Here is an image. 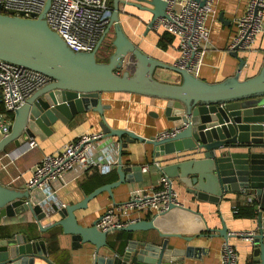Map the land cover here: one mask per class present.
Masks as SVG:
<instances>
[{"label":"water","instance_id":"water-1","mask_svg":"<svg viewBox=\"0 0 264 264\" xmlns=\"http://www.w3.org/2000/svg\"><path fill=\"white\" fill-rule=\"evenodd\" d=\"M50 1L33 18H24L23 13L16 16L0 5V59L25 65L52 79L13 111L10 131L0 138V152L13 142L14 154L23 143L49 136L56 120L67 123L82 112L94 110L101 116L102 139L114 136L118 143L115 169L118 178L97 186L77 202L55 207L34 201L31 192L35 187L17 189L0 182V232L11 226L2 224V218L29 211L41 231L60 226L64 234L71 236L76 249L90 244L92 251L80 253L86 264L181 263L185 256L191 255L192 248L176 247L170 237L182 235L160 230L153 219H140L119 228L157 232V237L130 240L122 251L107 240L109 230L97 227L100 217L89 225L77 220L75 211L87 208L88 202L99 193L107 191L113 196L112 190L119 184L141 180V165H124L122 161V150L128 143L140 141L152 146L154 157L185 150L198 155L162 164L160 169L200 200L219 203L227 193L253 196L259 203L253 229L232 234L222 220L221 227L209 230H215L211 236L223 239L231 236L246 239L251 263L264 264V151H259L264 149V60L259 71L248 78L241 79L237 71L223 80L208 82L147 54L125 33L120 21L121 6H135L149 13L147 32L156 19L165 17L164 0H112V13L96 47L89 52L74 51L44 19ZM219 20L223 21L221 16ZM110 29L114 32L112 49L106 58L98 59L96 52ZM231 55L238 59L240 70L245 60L238 56L237 49ZM157 68L174 71L180 80L160 79ZM112 91L160 100L162 115L172 126L166 130L173 127L179 130L173 136L160 137L113 127L105 118L106 105L101 98L103 92ZM150 114L159 117L158 112ZM174 207L170 205V209ZM55 214L57 219L42 224V219ZM104 247L109 253L102 252ZM35 257L48 260L44 240L28 239L22 233L0 236V264H33Z\"/></svg>","mask_w":264,"mask_h":264},{"label":"crops","instance_id":"crops-1","mask_svg":"<svg viewBox=\"0 0 264 264\" xmlns=\"http://www.w3.org/2000/svg\"><path fill=\"white\" fill-rule=\"evenodd\" d=\"M132 1L136 2L135 0ZM246 2L247 0L214 1L215 13L207 21L210 34L203 63L197 73L198 77L208 82H214L223 80L239 71L240 78L245 79L257 73L261 68L264 60V30L257 36L250 49L238 51V56L245 60L240 70L238 69V59L232 56L231 51L227 49L235 31L234 20L243 14ZM121 11L120 21L124 31L140 49L166 63L174 62L177 56L176 40L172 37V42L165 49L161 48L158 45V39L163 32L154 29L146 32V23L150 18L149 13L135 6H121ZM220 16L223 21L219 20ZM167 76L169 75H164L161 79L175 81L174 78L170 80ZM101 98L102 103L106 105L104 109L105 118L113 127L132 129L144 136L158 135L166 128L172 127L171 123L162 115V102L160 100L141 94L115 91L103 92ZM152 111L158 112L159 117L152 116L150 114ZM100 121L101 116L97 111L87 110L67 123H63L59 119L56 120L51 126L53 131L49 136L44 139L34 138L37 142L34 147H29L28 142L23 143L20 150L12 155L11 152L14 151L15 146L13 142L9 143L6 149L0 152V182L17 189L27 188L26 179L30 176L32 167L44 154L60 150L66 142L75 139L80 134L101 131ZM117 145L114 136L107 137L98 141L97 150L99 151V148L103 147L113 148V154L118 157ZM124 150L126 151L122 155L124 165L137 164L142 166L154 160H158L162 165L190 157H198V155H192V152L188 150L154 157L152 146L140 141L128 143ZM259 151H264V149H259ZM115 169L116 164L105 173L96 167H90L81 173L70 172L67 183L57 189L56 201L51 202V205L55 207L81 200L84 195L101 185L104 180L117 179ZM141 172V180L121 183L113 188V196H110L107 191L96 195L88 202L87 208L75 211L77 220L83 225H89L93 220L100 217L111 204L126 200L134 191L157 185L161 172L155 166L151 165L148 171L141 170ZM173 186L181 206L162 213L155 218L154 222L162 231L182 235V237H170V242L176 247L188 246L192 248L191 255L185 256L184 260L178 264H218L223 237L211 236L210 234L215 230L209 229L221 227L222 220L231 232H244L253 229L255 217L237 218L233 212V207L236 204L252 203L255 200L254 207L257 213L259 203L253 196L227 193L219 203H213L196 198L176 178H173ZM31 194L34 201H41L44 196L37 187ZM141 214V219L152 218L150 213ZM262 215L264 216V210ZM57 218V214L49 216L42 219V224H48ZM1 223H9L11 226L8 227L9 229L6 228L7 231L0 232V236L22 233L26 234L28 239L44 240L49 261L35 257L33 264H86L80 258V253L83 250L92 251L93 248L90 244H85L83 248L76 249L72 244L71 236L64 234L60 226L41 231L29 211L12 218H2ZM0 230H2L1 226ZM148 236L157 237V232L153 229L135 231L115 229L108 233L107 240L117 250L122 251L130 240L148 238ZM183 236L191 237V239L185 240ZM230 241L237 249V264H252L248 241L238 236H231ZM102 250L103 253H109L106 247Z\"/></svg>","mask_w":264,"mask_h":264},{"label":"built area","instance_id":"built-area-1","mask_svg":"<svg viewBox=\"0 0 264 264\" xmlns=\"http://www.w3.org/2000/svg\"><path fill=\"white\" fill-rule=\"evenodd\" d=\"M47 0H0L5 11L24 18L37 17ZM167 3L165 17L156 19L152 29L167 31L176 40L177 56L173 65L197 75L209 40L207 21L215 13V0H164ZM112 0H51L45 14L48 26L55 31L74 51H92L103 34L112 13ZM235 31L227 49L248 50L257 36L264 30V0H247L244 12L234 20ZM52 79L25 65L0 59V112H12L35 90ZM10 117V114H9ZM2 129L1 137L10 131L12 123ZM179 129L173 127L158 136H173ZM103 132H87L66 142L52 153L44 154L32 167L26 186L39 188L44 196L40 203L51 207L56 201V191L68 181L70 172L81 173L96 167L102 173L108 172L117 163L113 148H97ZM0 137V138H1ZM29 147L37 142L32 139ZM13 152V151H12ZM12 155H15V153ZM155 166L161 176L157 185L142 188L131 193L122 202L113 203L101 214L96 225L101 230H115L141 219V213H150L155 220L170 209V205L181 206L173 186V178L161 169V163L154 160L141 166L148 171ZM242 233V232H231ZM238 253L230 237L223 239L218 264H237Z\"/></svg>","mask_w":264,"mask_h":264},{"label":"rangeland","instance_id":"rangeland-1","mask_svg":"<svg viewBox=\"0 0 264 264\" xmlns=\"http://www.w3.org/2000/svg\"><path fill=\"white\" fill-rule=\"evenodd\" d=\"M114 37V32L112 29H110V31L105 35V37L103 38L97 52H96V55H97V58L98 59H103L106 55H108L111 51V42H112V39ZM159 78H163L164 75H169L167 76L170 80L171 79H175V81L173 82H178L180 80V77L175 75L174 71L172 70H169V69H164V68H157L156 70ZM171 73V74H170ZM9 113L10 112H6V111H1L0 112V137H1V134H2V129L9 125L10 123V117H9Z\"/></svg>","mask_w":264,"mask_h":264},{"label":"trees","instance_id":"trees-1","mask_svg":"<svg viewBox=\"0 0 264 264\" xmlns=\"http://www.w3.org/2000/svg\"><path fill=\"white\" fill-rule=\"evenodd\" d=\"M170 33H168L167 31H163V33L161 34V36L159 37L158 39V45L165 49L167 47V45L169 43L172 42V35H168ZM10 117L13 118V113L10 112ZM126 151L123 149L122 150V155L125 154ZM117 174V172H115ZM118 176V174H117ZM118 178V177H117ZM116 180L115 178H111L110 179H106L102 182V184L104 183H107V182H111V181H114ZM101 184V185H102ZM255 204H256V201L253 200L252 203H241V204H236L234 207H233V212H234V216L239 218V217H247V218H251V217H255V215L257 214L256 213V210H255Z\"/></svg>","mask_w":264,"mask_h":264},{"label":"flooded vegetation","instance_id":"flooded-vegetation-1","mask_svg":"<svg viewBox=\"0 0 264 264\" xmlns=\"http://www.w3.org/2000/svg\"><path fill=\"white\" fill-rule=\"evenodd\" d=\"M106 56H107V55H106ZM106 56H105L104 58H106ZM104 58H103V59H104Z\"/></svg>","mask_w":264,"mask_h":264},{"label":"bare ground","instance_id":"bare-ground-1","mask_svg":"<svg viewBox=\"0 0 264 264\" xmlns=\"http://www.w3.org/2000/svg\"><path fill=\"white\" fill-rule=\"evenodd\" d=\"M175 207H177V206H175ZM178 207H180V206H178Z\"/></svg>","mask_w":264,"mask_h":264}]
</instances>
